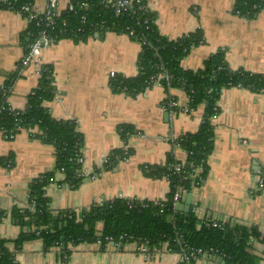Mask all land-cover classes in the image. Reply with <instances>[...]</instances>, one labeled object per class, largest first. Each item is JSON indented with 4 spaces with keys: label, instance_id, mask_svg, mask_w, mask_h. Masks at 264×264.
Instances as JSON below:
<instances>
[{
    "label": "crops",
    "instance_id": "obj_1",
    "mask_svg": "<svg viewBox=\"0 0 264 264\" xmlns=\"http://www.w3.org/2000/svg\"><path fill=\"white\" fill-rule=\"evenodd\" d=\"M155 14L158 31L175 39L200 30L204 42L192 48L181 61L184 69L195 70L218 48H226L232 70L264 74V10L248 18L233 12L235 0H145ZM41 4V2H40ZM27 21L14 12L0 9V89L7 90V103L22 110L27 95L37 86L39 65L49 64L53 72L54 97L45 102L56 120L70 119L83 137L82 155L86 176L76 187L49 183L44 188L50 208L87 210L101 200L123 197L135 200H165L170 192L167 178L147 176L142 166L163 164L171 154L184 163L186 152L175 141L197 131L203 105L184 112L162 108L173 96L179 108L188 104L179 89L166 91L152 86L136 96L113 92L109 71L125 77L137 74L140 44L126 34L106 32L83 42L61 39L44 48L39 63L17 70L26 43ZM218 113L212 118L213 149L207 159L204 180L184 192L178 202L197 218L212 217L245 227L264 225V190L253 191L256 171L264 173V94L250 89L224 88L218 98ZM130 125L128 137L118 127ZM36 129H21L12 139L0 131V238L15 239L21 232L12 221L11 209L27 206L32 179L54 169V147L34 137ZM131 153L104 169L103 158L115 149ZM6 159L4 162L1 160ZM7 162V163H6ZM61 182L63 175L53 172ZM93 176L94 178H91ZM191 199L187 203V195ZM177 210V209H176ZM13 250V245H8ZM252 250L263 245L254 241ZM57 247L45 249L39 238L24 241L15 253L17 264H57ZM178 253L163 246L156 258L135 251L133 244L122 248L98 242L71 247L67 264H179ZM193 264H222L214 255L197 258ZM264 264V260L260 262Z\"/></svg>",
    "mask_w": 264,
    "mask_h": 264
},
{
    "label": "trees",
    "instance_id": "obj_2",
    "mask_svg": "<svg viewBox=\"0 0 264 264\" xmlns=\"http://www.w3.org/2000/svg\"><path fill=\"white\" fill-rule=\"evenodd\" d=\"M87 1L89 7L86 10L77 11L76 14H62L70 24H77L81 28L74 35H66L67 39L83 42L95 35L101 37L105 32L124 34L127 28L133 31V35L129 37L140 44L137 74L128 77L116 74L109 80L113 92L136 96L152 87V76L166 73L168 80L162 81L166 91L171 88L182 90L187 96L190 109L203 105L202 120L197 131L183 134L175 141L186 152L185 172L172 173L169 164L177 161L168 154L163 164H145L141 167L149 177L168 179L170 192L165 200L134 199L130 205L127 199L114 198L111 202H104L102 206L81 210L79 218L73 210L54 212L50 208L49 198L44 193V188L48 185L46 177L53 176L54 171L64 168V181L72 183L73 187L81 182L75 177L79 168L75 156L82 148L83 137L74 120H56L44 105L53 99L55 91L52 67L42 64L38 84L27 95L26 106L19 116L20 121L7 110L4 103L7 93H4L5 88L0 89V108L4 105V109L0 110V129L7 133L19 132L18 125L24 129H36L33 136L53 146L55 155L54 169L30 182L28 192L34 199V208H29L27 201L26 207L11 209V219L20 227L21 232L12 240L0 238V264H17L15 253L27 240L39 238L46 250L57 247L61 254L69 255L71 247L79 243L100 241L102 247L111 244L105 237H111L114 243L122 237L120 248L132 241L137 244L147 241L150 249L159 250L165 246L171 252L186 255L200 248L217 256L222 264H260L264 260V250L261 253L252 250L254 241L260 242L264 247V235H261L259 227L237 224H226L223 228H208L203 225L197 227L198 219L195 214L192 211L176 210L171 199L176 186L182 187L185 193L190 192L192 187L200 184L207 175V159L213 149L211 117L218 112V98L222 89L242 87L264 94V74L244 69L232 70L226 61V48H218L208 55L199 68L184 69L181 61L192 48L204 42L199 29L169 39L158 31L156 16L148 7L146 13L117 16L103 7L98 0ZM260 2L235 0L233 12L252 18L259 11L253 8V5ZM82 14L87 18L84 24L79 22ZM101 20L104 21L103 30L92 31L89 28L91 22ZM25 37L27 46L31 37ZM173 99V96H168L163 104L172 109L168 107V101ZM118 130L121 137L125 138L126 133L130 135L133 128L121 124ZM129 153L130 150L123 148L113 150L110 152L112 164L127 157ZM262 175L264 177V173ZM5 215L6 212L0 211V220ZM9 244L13 245V250L9 248ZM194 261L195 259L184 260L179 264H193Z\"/></svg>",
    "mask_w": 264,
    "mask_h": 264
},
{
    "label": "built area",
    "instance_id": "obj_3",
    "mask_svg": "<svg viewBox=\"0 0 264 264\" xmlns=\"http://www.w3.org/2000/svg\"><path fill=\"white\" fill-rule=\"evenodd\" d=\"M98 1L103 7H105L107 10L111 11L113 14L117 16L126 15V14L146 13L148 11L145 0H98ZM260 1L261 2L259 4L253 5V8L258 9L259 11L264 10V0H260ZM88 7H89V2L87 0H0V9L14 12L20 16H23L28 23L25 31L26 33L25 35L30 36L31 40L27 44L25 52L18 62L17 70L19 71L24 67L30 65L31 63L38 64L40 59V54L44 48L51 46L52 44L56 43L61 39H67L66 35H74L77 32H79L81 28L78 27L77 24H70L67 18L62 17V14L63 13L76 14L77 11L86 10ZM79 19H80L79 20L80 24H84L87 20L86 15L84 14L80 15ZM103 25H104V21L102 20L95 21L89 24L90 26L89 28H91L92 31L97 29L103 30ZM126 30L127 32L124 34H126L127 36L133 35L132 30H128L127 28ZM116 74L117 73L115 72V70L111 69L109 71V80L113 79L116 76ZM163 80H168V75L166 73H161L157 77L152 76L150 78V83L152 84V86L163 87L162 85ZM7 90L6 92L4 91V93H7ZM30 92H32V90ZM4 103L7 110L16 116V120H19V116L23 113L24 110L23 109L18 110L12 108L7 103L6 100L4 101ZM168 107L172 108V110L178 108L186 113L191 110L188 107V104L183 108H179L178 102L174 99L168 101ZM162 108L165 109L167 107L163 104ZM1 109H4V105L1 106L0 110ZM217 113L213 114L211 118H214L217 115ZM17 128L19 129V131L21 129H24L21 128V126L19 125L17 126ZM0 131L2 132L5 139H12L16 134L12 132L7 133L3 129H0ZM128 135L129 133H126L127 137ZM123 149L127 150L126 148ZM75 162L77 165H79V168H77L76 170L75 177L77 179L83 180L86 176V170L83 167L84 159L82 155V148L79 150V153L75 156ZM112 163L113 161L111 160V155L109 153L102 160L104 169H111L114 166V164ZM169 169H171L172 173L180 174L182 172H185V165L184 163L181 162H174L169 164ZM57 172L64 176L65 173L64 168H60L59 170H57ZM91 178L94 177L91 176ZM46 179L48 184L54 183L57 186L66 185L70 188L74 186L72 183L64 181V179H62L61 182H58L54 178V176H49V177L47 176ZM175 188L176 189L171 199V203L174 206L178 204L182 194L184 193L182 187L176 186ZM260 190H264V177L262 175V172L258 170L256 171V179L252 192L260 191ZM116 198H123V197L119 196ZM113 199L114 198L101 200L94 206H102L104 202H111ZM124 199H127L130 205L134 200L128 198H124ZM27 201H28V207L33 209L35 202L33 197L29 195V192L27 193ZM73 212L76 214L77 218H79L81 214V210H73ZM70 216L71 215H69V217ZM197 219H198V222L196 224L197 227L203 225L208 228L209 227L223 228V226L226 224L234 225L232 223H227L212 217L201 218V219L197 218ZM260 233L261 235H264V225L260 227ZM121 238L122 237H119L116 243L111 241L112 240L111 237H105V240L120 248ZM97 242L100 243V241ZM127 244H133L135 246V251L137 253L150 259L156 258L160 251V249L158 250L156 248L150 249L149 246L147 245V241L142 242L140 244H137L135 241H132L126 243L125 245ZM165 249L170 251V249H168L167 247H165ZM178 254L180 256V261H184V260L189 261L190 259L196 260L201 256L211 255L200 248L195 249L193 252H190L187 255L186 253H178ZM58 257L59 258L57 264H67L68 261L67 254L65 253L61 254L59 252Z\"/></svg>",
    "mask_w": 264,
    "mask_h": 264
},
{
    "label": "water",
    "instance_id": "obj_4",
    "mask_svg": "<svg viewBox=\"0 0 264 264\" xmlns=\"http://www.w3.org/2000/svg\"><path fill=\"white\" fill-rule=\"evenodd\" d=\"M96 37H98V35H95ZM191 199V193H189L188 195H187V203H188V201ZM180 204L178 203L176 206H175V209H177V210H179V211H182V212H188V210H183V209H181L180 207Z\"/></svg>",
    "mask_w": 264,
    "mask_h": 264
}]
</instances>
